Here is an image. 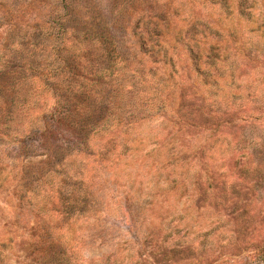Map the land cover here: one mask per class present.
Returning a JSON list of instances; mask_svg holds the SVG:
<instances>
[{
  "label": "rangeland",
  "instance_id": "rangeland-1",
  "mask_svg": "<svg viewBox=\"0 0 264 264\" xmlns=\"http://www.w3.org/2000/svg\"><path fill=\"white\" fill-rule=\"evenodd\" d=\"M0 264H264V0H0Z\"/></svg>",
  "mask_w": 264,
  "mask_h": 264
}]
</instances>
